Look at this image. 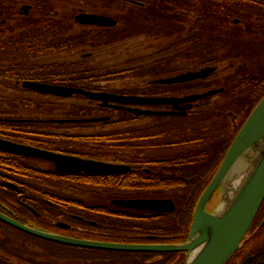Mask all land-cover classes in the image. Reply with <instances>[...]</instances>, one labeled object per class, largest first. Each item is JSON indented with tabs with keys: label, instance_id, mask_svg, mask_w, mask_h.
<instances>
[{
	"label": "trees",
	"instance_id": "trees-1",
	"mask_svg": "<svg viewBox=\"0 0 264 264\" xmlns=\"http://www.w3.org/2000/svg\"><path fill=\"white\" fill-rule=\"evenodd\" d=\"M57 1L59 0H0L1 86L17 90L18 84L23 86L24 82L31 81L84 89L106 79L132 77L145 81V86L111 91L160 97L171 93L208 90L218 86L224 88L225 92L222 94V100L217 102L216 110L205 112L203 116L187 119L159 118L151 124L140 126H132L134 116L125 111H104L89 104L73 103L66 106L49 100L0 95V120L31 121L9 126L23 129L22 135L14 134V137L23 140V143L51 152H61L62 149L65 151L64 144L69 142L79 143L93 151V155L88 157L96 158L100 156L97 150L100 146H112L113 143L125 150L135 147L142 149L140 152H146L149 148L161 149L163 146H170L171 143L165 141H186L198 138L204 135V132L215 137L223 132L224 128L231 130L233 139L264 97V0H99L105 4L106 10L115 11V15L111 16L117 20V26L80 32L73 31V21L56 8ZM130 1L141 5L132 4ZM25 6H30L27 14L22 12ZM141 36L159 42L160 46L149 57L129 60L127 68L114 70L87 66L88 61L94 58L92 53L89 60L32 64V61L40 58L80 49L97 50L115 45L112 43H121ZM151 56L156 59L147 61ZM224 63L227 65L228 74L223 80H205L176 86L146 85L149 81L154 83L206 68H216L218 71ZM24 91L58 99L25 88ZM75 97L88 101L82 96ZM6 105L22 107L28 114L27 117L17 115L19 111L5 109ZM56 114H60L62 118H54ZM101 117H109L112 122L103 123L105 129L93 134L69 135L58 132L67 128H86L89 124L42 123L49 120ZM34 129H38V132L33 133ZM160 138L164 141H160ZM185 141L183 144H186ZM192 153L194 151L189 150L186 155L191 156ZM183 156L185 157L184 154ZM118 157L120 162L125 158L122 154ZM177 157L173 154L166 158L176 161ZM193 162L185 158L183 165L186 167ZM57 177L70 179L78 184L115 183L113 177L105 176L79 174L69 178L61 175ZM55 217L60 219L59 210H56ZM88 227L94 228L90 225ZM54 245L56 257L62 258L58 252L66 250L75 256L69 257L72 261L91 255L96 259L87 262L98 264L96 260L101 255V251L96 249L56 243ZM181 254V264H186L187 254Z\"/></svg>",
	"mask_w": 264,
	"mask_h": 264
},
{
	"label": "flooded vegetation",
	"instance_id": "flooded-vegetation-1",
	"mask_svg": "<svg viewBox=\"0 0 264 264\" xmlns=\"http://www.w3.org/2000/svg\"><path fill=\"white\" fill-rule=\"evenodd\" d=\"M83 26L91 29L100 28L88 25ZM216 71L204 80L173 85H163L159 83L160 80H157L154 83L149 81L146 85L176 86L190 84L208 80ZM84 89L96 93L146 97L120 94L106 89L99 90L95 83L92 87ZM219 89L224 88L214 87L208 90L171 93L170 95L152 98H186L193 95H203L209 91ZM224 92L225 89L222 93L200 98L194 103L131 106L134 109L145 111L177 113L164 116L139 115L110 107V104L106 105L103 101L86 99H88L89 105L99 107L104 111L119 110L130 113L135 119L132 122V126H140L137 122L142 118H149L154 122V120L159 118L187 119L203 116L205 112L209 113L216 110L218 102L216 98ZM101 118H106L107 120L84 124L112 122L109 117ZM25 123H31V121L0 120V141L38 148L34 145L23 143V140L14 137V134L22 135L23 129L9 128L11 125ZM42 123L58 125L80 124H60L51 120L43 121ZM143 125L148 124L144 123ZM85 129L67 128L58 132L69 135L98 133L95 131L84 132ZM32 132L37 133L38 129H34ZM206 133L204 132V135L198 138L186 139V141L183 139L165 141L170 142V146H163L161 149L149 148L146 149V152H140L142 149L135 147H128L125 150L120 148L117 143H113L112 146H100L97 149L100 152L98 153L100 156L96 158L88 157L90 154L93 155V151H89L87 146L74 142L66 143L64 144L65 151L62 149L61 152L55 153L110 165H125L130 170L126 173L105 176L113 177L115 179L114 184H74L68 185L65 190L62 188L58 190L54 185L56 180H64V178H58L57 176L64 175L56 170L53 163L16 153L0 151V214L31 228L43 229L58 235L88 241L121 245H172L184 243L189 239L198 202L238 135L237 133L232 139L231 130L226 128L217 136L215 135V137L206 135ZM159 140L164 141L161 138ZM184 141L186 144H183ZM189 150L194 151L191 156L186 155ZM119 154L125 157L122 162H120L118 157ZM173 154L178 156L176 161L166 158L168 155ZM185 158L194 162L185 167L183 165ZM40 164H48L50 168L43 169ZM75 175H68L67 178ZM39 177L42 178L40 179ZM44 177H47V179H44ZM218 192L216 191L213 194L209 201V206L217 199ZM136 200L164 201L171 203L175 210L173 212H152L137 210L119 204L120 201ZM56 210L61 213L60 219L55 217ZM93 215L96 218H92L91 216ZM60 224L66 226V228L60 226ZM89 225L94 228L88 227ZM54 244L55 242L37 238L23 232L0 218V264H55L56 261H63L64 264H69L68 262L72 260L68 256L58 258L54 255ZM98 251H101V255L96 261L100 264L182 263L181 253ZM228 264H264V201L240 249Z\"/></svg>",
	"mask_w": 264,
	"mask_h": 264
},
{
	"label": "water",
	"instance_id": "water-1",
	"mask_svg": "<svg viewBox=\"0 0 264 264\" xmlns=\"http://www.w3.org/2000/svg\"><path fill=\"white\" fill-rule=\"evenodd\" d=\"M131 3L141 5L135 1H131ZM24 10L28 12L30 6H26ZM75 21L81 25L98 27H114L118 23L117 20L111 17L87 13L79 14L76 16ZM215 70V68H207L197 72H188L176 77L163 79L159 83L173 85L204 80L213 74ZM23 87L42 95L63 99L80 95L93 101H103L106 105L110 104V107L150 116L174 115L177 113L145 111L134 109L131 106L194 103L200 98L214 96L224 91V89L212 90L203 95H193L186 98H148L96 93L80 88L31 81L24 82ZM105 120L107 119L94 118L56 120L53 122L60 124L92 123ZM0 151L51 162L55 165L56 170L64 176L79 173L88 176H111L126 173L130 170L125 165H110L92 160H84L74 156H66L30 146L15 145L2 141H0ZM234 188L236 189L233 190ZM216 191L220 193L219 199L214 207L210 209L209 201ZM230 192H232V197H229L226 207L221 209ZM263 201L264 97L239 131L214 178L203 192L194 212L189 239L184 243L172 245H121L88 241L58 235L43 229L31 228L3 214H0V218L32 236L71 247L130 252L187 253L186 264H228L240 249ZM119 204L137 210L152 212H173L175 210L171 203L155 200L120 201ZM60 226L66 228L62 224Z\"/></svg>",
	"mask_w": 264,
	"mask_h": 264
},
{
	"label": "rangeland",
	"instance_id": "rangeland-1",
	"mask_svg": "<svg viewBox=\"0 0 264 264\" xmlns=\"http://www.w3.org/2000/svg\"><path fill=\"white\" fill-rule=\"evenodd\" d=\"M105 4L100 2L99 0H59L56 3V8L62 13V15H65L71 22L73 21L74 25V30L73 31H91L92 29L89 27H84L83 25H79L75 22V17L78 16L80 13H87V14H94V15H101V16H106V17H112L111 15H115L114 10H106ZM23 12V11H22ZM73 16V17H72ZM159 42L153 41V39H147L144 36L137 37L128 41L121 42L119 44L112 45L110 47H103L97 50H91V49H80L76 50L70 53L66 54H61V55H55L53 57H44L40 58L37 60L32 61V64H49L53 62H59V63H70V62H78L80 60L87 59L88 57L91 58L90 53H92V57H94L91 61H88V65L91 67L95 68H110L114 70L118 69H123L129 67L128 61L133 59V58H138V57H144L155 53L158 50V47L160 45ZM264 52V49L262 50ZM264 54V53H263ZM88 58L87 60H89ZM156 58L152 57L148 58L147 61L154 60ZM264 59V58H263ZM87 62V61H86ZM226 63L221 65L219 67V70L211 76L208 81H213L216 79L223 80L225 75L228 74V71L226 69ZM83 68V66H81ZM99 90H131L134 88H142L145 85V81H140L136 80L132 77H127L124 79H106L103 81H99L95 83ZM12 86H15L12 84ZM16 87V86H15ZM218 87V86H217ZM17 90H10L9 88L5 86L0 85V95L1 96H18V97H25V98H33V99H43V100H49V101H54V102H59L62 103L66 106H70L73 103L76 104H88L89 102L85 99L77 98V97H72L69 99H56L52 97H43L39 96L37 94L33 93H28L24 91V88L22 84L17 85ZM217 89V88H215ZM15 91V92H14ZM215 99V98H214ZM222 100V95H219L216 98V101ZM5 109L7 110H16L19 111L17 115L19 116H25L27 117V113L23 111L22 107L19 106H10L6 105L4 106ZM9 117H13L8 115ZM54 118L60 119L62 118L60 114H56L53 116ZM141 121L142 124H141ZM151 121V122H150ZM138 125H143L144 123H153L152 120L149 118H142L140 121L137 122ZM111 127H107V129H110ZM105 129L104 124H89V126L86 127L84 132H101ZM40 167L43 169H49L50 166L48 164H40ZM47 179V178H44ZM45 183V182H44ZM48 184V183H45ZM51 184V183H50ZM78 184L72 180L64 179V180H56L54 183L55 187L60 190L62 189H67L68 185H74ZM69 195V193H67ZM74 195V194H73ZM220 193L218 192L217 199L213 202V204L210 206V209L214 207V205L217 203L219 199ZM74 212V211H73ZM95 216V215H93ZM58 251V250H57ZM64 252V253H62ZM60 256L64 257H71L74 258L75 256L70 254L69 251H60L58 252ZM61 258V257H59ZM96 257L91 256V255H86L83 256V258H77L74 261L68 262L69 264H94V261ZM87 260H92L91 262H87ZM98 263V262H97ZM55 264H64L63 261H56ZM100 264V263H98Z\"/></svg>",
	"mask_w": 264,
	"mask_h": 264
},
{
	"label": "bare ground",
	"instance_id": "bare-ground-1",
	"mask_svg": "<svg viewBox=\"0 0 264 264\" xmlns=\"http://www.w3.org/2000/svg\"><path fill=\"white\" fill-rule=\"evenodd\" d=\"M235 189H236V188H234L233 190H235ZM233 192H234V191H233ZM229 197H232V192H230V194H228V196H227V198H226V201H225V204L222 205V208H221V209H223V208L226 207V205H227V201H228Z\"/></svg>",
	"mask_w": 264,
	"mask_h": 264
}]
</instances>
